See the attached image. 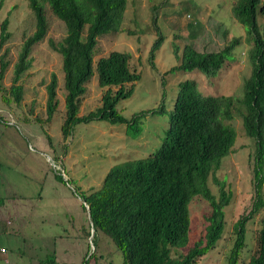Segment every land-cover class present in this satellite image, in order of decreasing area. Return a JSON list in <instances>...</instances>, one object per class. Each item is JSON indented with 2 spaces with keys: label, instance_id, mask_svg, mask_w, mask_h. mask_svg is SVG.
Instances as JSON below:
<instances>
[{
  "label": "rangeland",
  "instance_id": "374dc122",
  "mask_svg": "<svg viewBox=\"0 0 264 264\" xmlns=\"http://www.w3.org/2000/svg\"><path fill=\"white\" fill-rule=\"evenodd\" d=\"M236 1L128 0L120 31L98 38L94 75L85 84L79 116L102 106L108 88L99 86L95 66L98 60L115 51L129 53L131 69L141 76L133 85V95L117 105L127 119L160 108L163 103L168 106V101L173 103L179 84L187 79L195 80L205 95L242 98L244 83L252 72L249 58L252 45L246 28L233 16ZM44 6L48 33L31 52V66L17 83L23 88L22 99L16 102L11 93L14 66L36 24L28 0H0V24L9 18L11 33L0 50V58L7 52L8 63L0 85V248L6 250L0 254L1 264H83L85 255L95 251L88 237L92 229L88 212L83 208L84 196L98 190L115 165L157 151L169 126L168 117L148 114L142 119L143 132L136 139L126 134V125H112L104 120L77 124L65 137L62 56L53 45L64 39L66 27L48 4ZM259 24L264 25L263 16H259ZM159 37L163 43L156 52L153 68L150 51ZM234 39L239 40V45L233 60L217 74L209 77L199 71L169 72L181 65L186 46L200 53L219 52ZM53 74L58 79L59 105L48 121L47 86ZM131 86L128 84L126 88ZM240 111L237 105L234 118L225 121L237 133L232 152L209 179L213 194L218 195L216 178L226 182L232 193L231 203L224 209V234L214 249L199 258L198 264L228 263L237 222L254 207L256 145L245 133ZM189 209L190 241L183 249H173V257L187 252L205 234L209 203L197 196ZM263 218L264 207L247 221L245 246L238 264H249L251 257L257 255ZM98 244L97 258L90 264H122L121 254L107 236L99 234Z\"/></svg>",
  "mask_w": 264,
  "mask_h": 264
},
{
  "label": "trees",
  "instance_id": "16d2710c",
  "mask_svg": "<svg viewBox=\"0 0 264 264\" xmlns=\"http://www.w3.org/2000/svg\"><path fill=\"white\" fill-rule=\"evenodd\" d=\"M35 18L36 29L22 46L18 62L14 66L11 93L16 102L22 99L23 88L18 81L30 68L33 48L44 41L48 33V21L44 4L66 27V36L53 48L62 56L65 89V120L62 132L69 136L77 124L104 120L112 125H126V134L136 139L143 132L142 119L148 114L168 117L169 126L164 131L160 148L149 156L115 165L106 175L102 186L84 196L90 208L91 243L93 254H86L83 264L97 258L98 235L107 236L121 254L122 264H198L221 240L225 230V211L230 205L232 193L226 182L215 179L218 195L209 187V179L218 171L223 160L232 152L237 139L236 130L225 123L234 118L237 105L243 127L248 137L255 141L254 186L255 202L250 214L242 217L236 225V239L227 264H238L245 246L246 223L253 214L264 207V17L262 0H237L233 16L246 28L252 48L249 58L252 72L245 81L243 96L205 95L195 80L187 79L179 84L173 103L132 118H125L117 110L121 100L133 95L134 87L141 78L130 67L131 55L111 52L98 60L95 71L99 86L108 88L102 106L85 116H79L85 84L94 75V55L98 38L120 31L128 0H28ZM1 9V7H0ZM9 18L0 24V50L8 43ZM163 38L159 37L150 51V63L156 68V52ZM239 45L234 39L219 52L200 53L192 46L183 51L181 65L169 72L199 71L206 76L220 72ZM7 52L0 58V85L8 63ZM132 86L127 89L126 85ZM58 79L52 75L47 86L46 113L50 121L59 105ZM113 88H117L116 91ZM4 98V97H3ZM167 121V120H166ZM201 196L210 206L206 216L205 234L187 252L172 256L173 249H183L190 241L191 201ZM83 208L88 212L85 205ZM89 216V212H88ZM91 237V231L88 233ZM257 255L249 264H264V218L259 233ZM48 261L53 263V259ZM2 261H0V264Z\"/></svg>",
  "mask_w": 264,
  "mask_h": 264
},
{
  "label": "water",
  "instance_id": "95a60500",
  "mask_svg": "<svg viewBox=\"0 0 264 264\" xmlns=\"http://www.w3.org/2000/svg\"><path fill=\"white\" fill-rule=\"evenodd\" d=\"M83 203L86 206V208H87V210L89 212V217H90V208H89V206L86 205V203L84 201H83ZM93 235H94V230L91 231V237H90L91 239L93 238Z\"/></svg>",
  "mask_w": 264,
  "mask_h": 264
},
{
  "label": "built area",
  "instance_id": "2783aa9c",
  "mask_svg": "<svg viewBox=\"0 0 264 264\" xmlns=\"http://www.w3.org/2000/svg\"><path fill=\"white\" fill-rule=\"evenodd\" d=\"M5 253H6L5 248H0V254L2 255V254H5Z\"/></svg>",
  "mask_w": 264,
  "mask_h": 264
}]
</instances>
